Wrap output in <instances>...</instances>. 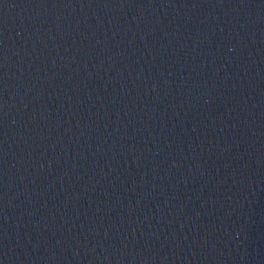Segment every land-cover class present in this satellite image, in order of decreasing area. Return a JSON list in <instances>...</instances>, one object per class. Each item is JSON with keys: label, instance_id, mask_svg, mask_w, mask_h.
I'll list each match as a JSON object with an SVG mask.
<instances>
[{"label": "water", "instance_id": "obj_1", "mask_svg": "<svg viewBox=\"0 0 264 264\" xmlns=\"http://www.w3.org/2000/svg\"><path fill=\"white\" fill-rule=\"evenodd\" d=\"M0 264H264V0H0Z\"/></svg>", "mask_w": 264, "mask_h": 264}]
</instances>
